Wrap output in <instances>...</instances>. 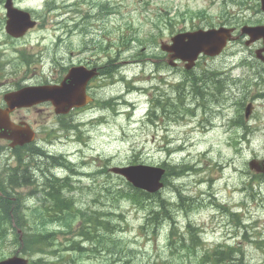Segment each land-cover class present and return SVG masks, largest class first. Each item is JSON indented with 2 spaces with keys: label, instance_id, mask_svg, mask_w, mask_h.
<instances>
[{
  "label": "rangeland",
  "instance_id": "obj_1",
  "mask_svg": "<svg viewBox=\"0 0 264 264\" xmlns=\"http://www.w3.org/2000/svg\"><path fill=\"white\" fill-rule=\"evenodd\" d=\"M77 1L79 12L80 8L87 10L93 3V0L88 3L85 1L84 4L80 2L82 0ZM108 2L113 10L112 15L96 20L98 26L92 22L89 25L100 36L99 29L109 31L113 43L108 46H115L117 49L113 50V56L118 58L119 67L115 72L119 73H114L109 79L94 81L96 87L93 95L97 102L72 114L73 122H79L76 128L63 134L53 132L46 135L43 131L40 137H47L46 143L41 140L37 143L43 146L45 153H52L59 160L57 166L61 165L60 161L66 160L75 169L87 174L73 175L72 184L76 187L72 192L74 204L81 209L97 210L102 207L110 212L107 215L106 211L100 210L104 212L101 216L112 225L110 235L101 233L111 248L115 241V249L124 245L125 249L130 250V262L143 264L173 253L177 264H196L205 250L213 251L217 244L224 247L228 244L235 247L236 251L230 254L232 259L223 260L221 264H264V183L251 180L254 172L247 166L252 158L264 159V98L255 99L249 91L241 94L228 91L229 99L225 102L214 95L206 96L204 101H192L193 91L189 90L186 98L182 99L183 87L188 90V83L181 84L184 74L179 68H171L162 62L158 48V41L161 39L156 43L148 42L151 40L150 34L155 32V22L165 28L168 21L172 25L171 28L162 29L163 39L171 31L208 24L206 17L197 13L203 9L205 15L211 16L213 23L223 21L221 17L225 16L222 14L225 7L227 21L261 24L264 13L259 9V0ZM31 4L38 7L40 3L39 0H33ZM49 14L53 12L50 11ZM69 18V15L65 18L67 22L58 34L62 38L58 47L48 36L38 45V40L48 35L47 30L34 31L25 42L20 43L26 45L27 51H33V55L38 47L49 53L42 64L38 60V53L33 56L32 63L27 67L32 72L33 80L43 78L44 74H60L61 55L64 64L77 59L74 49L80 45V39L87 40V36L78 32L79 28L75 29ZM92 40L102 46L97 36ZM257 45L258 43L245 48L242 43L233 42L219 56L212 59L200 58L198 66L193 69L192 83L197 81L202 84L205 81L202 77H207V70H218L226 74L224 69L228 68H233L232 73L227 75L228 79H253L240 64V59L246 56L251 61L253 56L247 52ZM51 56L54 63L49 59ZM262 65L254 64V69L262 71ZM211 74V77L218 78L223 85L222 89L228 84L226 76ZM127 82L132 87H127ZM177 84H181V89L178 87L174 91ZM207 84L212 86V83ZM222 92L221 90L220 93ZM235 97L238 101H243V107L234 105ZM248 102L253 104V111L249 119L240 125L238 117L243 114ZM32 118L33 122L38 121V126L56 129L57 119L51 108L35 110ZM36 161L42 166L37 168L34 163L38 173L50 172L53 164L45 160L44 154L36 157ZM130 163H166L177 166V169L179 165L185 167L180 174L169 176L160 192V197L169 200L167 206L156 207L158 197L147 199L144 206L135 204L126 197L114 199L116 192H124L130 187L125 184L123 177L110 171L105 172L102 168L105 164L109 168ZM67 169L69 171L58 168L54 174L57 173L58 179L67 173L72 176V170ZM46 180L47 183L57 182L54 179ZM92 180L96 183L93 184ZM66 190L69 192L70 188L66 186ZM32 194L22 187H17L10 194L11 201H19L21 196L27 197L26 213L24 205L20 209V214L27 218L23 222L25 226H34L40 222L46 226L38 231L51 233L53 231L50 229L58 230L54 232V238L50 236L51 243L46 248L51 253L33 255L32 259L43 256L41 262L47 263L58 258L57 264H108L106 254L94 250L98 249L94 246H98L100 241H88L89 245L84 244L81 250L72 245L70 237L76 232L74 226L81 222L83 216L79 220L75 219L66 232L67 228L59 221H43L39 218L41 216L36 215L43 211L44 202L41 203ZM68 194L64 195L67 197ZM180 199L186 205H179ZM39 206L41 211H37ZM152 208H156L159 213L167 210L170 218L159 225L145 222ZM231 211L234 212L233 215ZM1 219L3 221L4 216ZM172 225L175 226L169 238ZM20 230L22 234V229ZM190 236L194 238L191 239ZM16 249L14 232L9 228L7 235L0 240V257L9 255ZM60 256L62 259H59ZM116 257H122V251Z\"/></svg>",
  "mask_w": 264,
  "mask_h": 264
},
{
  "label": "flooded vegetation",
  "instance_id": "obj_2",
  "mask_svg": "<svg viewBox=\"0 0 264 264\" xmlns=\"http://www.w3.org/2000/svg\"><path fill=\"white\" fill-rule=\"evenodd\" d=\"M69 1L70 0H39L40 4H38V7H34L31 4L33 0H28V2L27 0H0V111L7 113L8 119L14 123L20 125L28 123L31 125V127H33L34 122L32 113L35 110L42 108L52 109V105L49 102L35 106L25 105L17 107L11 105L12 102L8 100V96H11L13 93L23 90L26 87L38 85L39 83L32 81V72L30 71V68H27L29 64L32 63V51H27V49H25L26 45L20 44L23 41L25 42V40L28 39L34 31H49V33H47L48 35H44L38 40V45L47 36L48 38L51 37L58 44V42L62 41V38H60L58 34L61 32V29L64 28L65 23L67 22L65 18L69 15V17H71L69 19H71L73 22L74 28H79L78 32H82L87 36V40L80 39L79 44L81 46H76L75 54L76 57H78L76 59V63L85 65L87 67L96 66L97 56L103 54V51H100L99 53L97 52V44H93L92 42L89 19L96 21L98 19H102L103 16L107 17L108 15L103 14L104 10L102 7L97 9V12H95L96 9L93 8L94 0L92 5H90L87 10L80 8V12L78 10L79 1L71 0V3H68ZM85 1H87V3L89 2V0H82L80 2L84 4ZM105 8L109 10L110 7L109 5H106ZM107 10H105V12H108ZM50 11L53 12V14H49ZM9 14H16V16L10 19L8 16ZM29 17L34 19L36 23L35 26L29 24ZM8 20L18 23L15 30L16 35H11L8 33L6 29ZM104 20L105 19H103V21ZM234 27H232V37L234 38L232 42H240L246 45V35L240 34V32L235 29L236 27ZM257 43L258 45L253 49V52H256V50L260 47V41L258 40L250 43V46ZM8 44H10V46ZM6 45H8V47ZM107 46H105L104 54H107ZM37 53L39 55L42 54L38 49ZM247 53L251 54V50H249ZM240 60H242L240 64L246 69L248 73H250L249 75L253 76L254 78L248 79L249 81H246V79L233 77L234 80H231L228 79L227 75L232 73L233 68L224 69L227 71V73H223L222 75L226 76L228 81V84L225 85L226 88L224 87L222 89V101L224 102L229 99L228 91H232L233 94H241L243 91H247L246 87L249 86L253 88L256 85L261 84L262 78H259L257 75L259 72L264 71V66L261 67L262 71L254 69V64L260 63L253 57L251 61H249L248 57L246 56L242 57ZM64 74L65 72H62L60 75H51L50 79L47 80V83L60 82L63 79ZM94 80L95 79H90L86 84V91L88 94L94 92L95 90L96 84ZM249 92L252 93V90H249ZM234 104H238V99L236 97ZM78 110L79 109L74 110L73 112H77ZM17 148L21 150V152L18 153L19 155H17V152H15ZM35 155L36 157H40L42 154L39 155V153H32L30 145L18 146L12 144L10 139L0 138V193L10 192L14 188L16 184L15 179L16 176H18V168L16 169L17 165L19 164V167L23 168L22 164L23 160H25V167L28 165L30 168H27L31 169L33 161H36V158L34 159ZM44 155L46 161L50 160L52 163H57L59 161L52 153ZM64 161L66 160L60 162L64 163ZM36 164L40 165L37 161ZM57 164H59V162ZM31 171L35 175L33 168ZM83 173L84 171L82 174ZM42 175L43 173L41 174L37 172L38 178H42ZM84 175L86 176L87 174L85 173ZM7 177H10L9 179H11V182H9ZM19 180L20 183L24 185L29 184L32 186L33 184L31 175H28L27 179L21 177Z\"/></svg>",
  "mask_w": 264,
  "mask_h": 264
},
{
  "label": "trees",
  "instance_id": "obj_3",
  "mask_svg": "<svg viewBox=\"0 0 264 264\" xmlns=\"http://www.w3.org/2000/svg\"><path fill=\"white\" fill-rule=\"evenodd\" d=\"M112 70L115 69V66L113 65L111 67ZM110 72L111 70L108 72L109 76H110ZM206 85H202L198 87V90H202L205 89ZM217 90L219 89L218 87L216 88ZM179 165V164H177ZM168 170L165 173V176H171V175H178L181 173V171L185 168L182 165H179V169H177V166H171L169 165ZM251 180H258L264 183V174L260 175V174H256V173H252V176L250 177ZM46 196H48L50 198V201L44 206L43 211H41L40 213H37L36 211V215L41 216L39 217L40 219H42L43 221H48V219L46 217H43V214H53V213H58L60 210L62 211H67V212H75L78 213L81 210H79V208L73 207V203L71 201V199L67 198L64 194L65 193H69L68 190H66V187L59 186L57 188H52V187H48V190H46ZM154 195L152 194H148L144 191H141L139 189H135L133 187L129 188L126 191H118L115 193V200H118L120 197H126L130 200H132L133 202H137L139 204L143 203L144 201H146L149 197H153ZM157 196V195H156ZM169 200H166L163 197H158V202L156 204L160 206V208H164L165 206H167V204H169L168 202ZM180 204H183L182 200H180ZM96 212V213H95ZM104 215V212H100V210H93L88 212L87 214H84V212L81 213V215L83 216V218H81V222L76 225V236L73 239V243L72 245L76 246V248H78V250H81V248H83V245H89L88 241L95 243V242H99L100 244H97L98 246H94L97 247L98 249H94L95 251H97L98 253H105L106 254V261H108V264H140V263H134L133 261L130 262V253L131 251L128 249H125L124 245H122V247H120L119 249H115L117 242H113L112 243V248L110 247V244L108 243V241L105 239L103 233H106L107 235H110L111 231H112V225L108 224V220L102 219L100 220V216L99 215ZM167 210H161V212L159 213L156 208H153L150 210V212L148 213V217L145 220V222H149L150 224H154V225H159L162 221V219H168L170 217H168ZM74 215V214H73ZM73 215H69L67 218V221H64L65 219H62L64 226H70L72 225V223H70L71 221V217ZM103 221V222H102ZM24 221L18 222L16 221L14 225L10 224V223H0V240L4 239V237L6 236V233L8 232L9 228L13 229L14 232V240L15 243L17 244V250L26 256H33V255H41L42 253H51L50 250H47L46 248L48 247V245H50L51 242H49V239L51 238L50 236H52L54 238V232L51 233H45L44 231H38V230H42L45 225L37 223L34 224V226L32 225H26L28 226V229H25V224H23ZM17 229H22V234H20ZM37 230L34 232H30L29 230ZM7 231V232H6ZM16 231V232H15ZM101 231L103 233H101ZM22 235V236H21ZM100 237V238H99ZM79 238V239H78ZM193 244L194 240H192ZM120 243H122V241H120ZM120 251H122V257H116L117 254L120 253ZM212 251V250H211ZM233 248H227L224 250H220L217 249L214 253L213 252H207L210 255V260L214 261L215 264H221V261L223 260H228V259H232L230 257V254H232ZM170 256H166L163 257L162 259H152L149 260L143 264H177L174 261V255L173 253H169ZM206 255V256H207ZM204 256V258H200L199 263L197 264H209V260L208 258ZM1 257H5L4 255H2ZM59 259H62V257L60 256ZM58 260V258H57ZM56 260V261H57ZM42 260V257H38L36 260H34L32 262V264H37L40 263ZM56 261L51 260V262H48V264H57ZM42 263V262H41ZM44 264H47V262H43Z\"/></svg>",
  "mask_w": 264,
  "mask_h": 264
},
{
  "label": "water",
  "instance_id": "obj_4",
  "mask_svg": "<svg viewBox=\"0 0 264 264\" xmlns=\"http://www.w3.org/2000/svg\"><path fill=\"white\" fill-rule=\"evenodd\" d=\"M261 8L264 10V0H261ZM14 22L9 23L10 32H12ZM242 33L249 35L247 43L262 38L263 47L257 51V56L264 60L261 53L264 51V25L242 28ZM13 33V32H12ZM187 41L184 36H176L173 40L172 48L181 53V58L187 60L190 67L200 52L207 55H215L220 52L229 37L228 29H211L207 31L198 30L193 33H187ZM94 70H78L70 69L68 74L61 81V85L54 87L33 88L26 92H15L12 97L8 98L12 102L11 105H20L28 103H36L39 101L51 100L56 113H66L73 106H80L85 103L84 88L86 81L94 74ZM248 109H246V115ZM4 112L0 111V137L11 138L15 140L20 136L19 130L12 125ZM17 133V134H16ZM31 133L27 136V140L32 138ZM25 139V140H26ZM21 143V142H20ZM251 169L257 172H264V164L262 161L252 159L248 163ZM112 171L123 175L134 186L154 192L162 186L160 182L163 169L156 166L145 164L129 165L123 167H112ZM0 264H27L23 258L12 256L1 260Z\"/></svg>",
  "mask_w": 264,
  "mask_h": 264
},
{
  "label": "bare ground",
  "instance_id": "obj_5",
  "mask_svg": "<svg viewBox=\"0 0 264 264\" xmlns=\"http://www.w3.org/2000/svg\"><path fill=\"white\" fill-rule=\"evenodd\" d=\"M193 75V74H192ZM191 75V76H192ZM207 76H210V75H212V74H206ZM211 78V76L210 77H208L207 79H205V81L201 84L202 85V87H203V85H206L204 88L205 89H207V88H213L215 91H217V92H221V90H222V87H223V85H221V83L219 82V81H215V80H212V79H210ZM207 83H212V86H208V84ZM200 85V86H201ZM219 88L218 90L216 89V88ZM157 99V98H156ZM159 103V102H158ZM238 124H240V125H243V123L241 122H238ZM186 145V144H185ZM31 154V153H30ZM40 155V154H39ZM32 156V155H31ZM42 156V155H41ZM35 157H36V155H35ZM50 161V160H49ZM55 161H56V159H55ZM63 162V161H62ZM58 163V162H57ZM27 167H28V165H27ZM42 167V166H41ZM28 168H30V167H28ZM30 170H32V167H31V169ZM55 171V170H54ZM55 175H57V173L55 174ZM58 176V175H57ZM8 179L10 178V177H7ZM12 178V177H11ZM8 179H6V180H8ZM11 179H9V182H11L10 181ZM12 181H13V179H12ZM33 183V182H32ZM16 185V184H15ZM24 185V184H23ZM63 187H66V185H63L62 186V188ZM17 190V189H16ZM15 192V191H14ZM43 206V205H42ZM39 207H41V206H39ZM21 209V208H20ZM40 210V209H39ZM41 211V210H40ZM96 213V212H95ZM41 214V213H40ZM23 216V215H22ZM100 217H101V215H99ZM27 220V219H26ZM24 224V223H23ZM16 232V231H15ZM22 236V235H21Z\"/></svg>",
  "mask_w": 264,
  "mask_h": 264
}]
</instances>
